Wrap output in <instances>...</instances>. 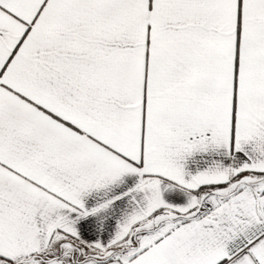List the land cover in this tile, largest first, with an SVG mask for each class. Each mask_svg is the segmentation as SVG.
Returning <instances> with one entry per match:
<instances>
[{"label":"snow or ice","instance_id":"1","mask_svg":"<svg viewBox=\"0 0 264 264\" xmlns=\"http://www.w3.org/2000/svg\"><path fill=\"white\" fill-rule=\"evenodd\" d=\"M0 264H264V0H0Z\"/></svg>","mask_w":264,"mask_h":264}]
</instances>
